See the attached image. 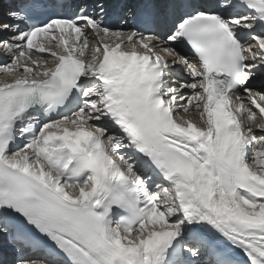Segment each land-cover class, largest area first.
I'll return each instance as SVG.
<instances>
[{
  "label": "snow or ice",
  "instance_id": "1",
  "mask_svg": "<svg viewBox=\"0 0 264 264\" xmlns=\"http://www.w3.org/2000/svg\"><path fill=\"white\" fill-rule=\"evenodd\" d=\"M0 264H264V0H0Z\"/></svg>",
  "mask_w": 264,
  "mask_h": 264
},
{
  "label": "bare ground",
  "instance_id": "2",
  "mask_svg": "<svg viewBox=\"0 0 264 264\" xmlns=\"http://www.w3.org/2000/svg\"><path fill=\"white\" fill-rule=\"evenodd\" d=\"M7 12V7L6 6H4V3H3V12ZM182 55H185V54H183V53H181ZM187 56H189V57H191V55H187Z\"/></svg>",
  "mask_w": 264,
  "mask_h": 264
}]
</instances>
